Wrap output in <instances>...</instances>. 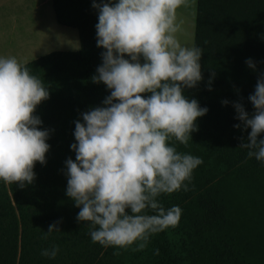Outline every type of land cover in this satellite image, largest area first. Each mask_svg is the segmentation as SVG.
<instances>
[{"label":"trees","instance_id":"obj_1","mask_svg":"<svg viewBox=\"0 0 264 264\" xmlns=\"http://www.w3.org/2000/svg\"><path fill=\"white\" fill-rule=\"evenodd\" d=\"M69 1L53 0V7L60 25L78 30L80 50L52 52L25 64L49 90L33 115L42 121L39 130H49L50 147L46 163L33 168L32 184L21 189L0 180V264H264V161L239 148L240 137L246 141L251 130L234 127L241 122L233 107L240 102L250 115L255 111L248 97L264 73V0H198L195 46L203 49V79L184 94L208 112L198 118V130L186 145L174 138L169 143L203 164L186 181L189 191L158 197L166 209L179 206L181 218L176 227L150 236L141 251L133 250L139 241L127 248L94 243L89 222L77 221L80 209L66 195L65 162L75 161L70 147L76 143L75 122L104 106L110 95L106 85L92 80L106 51L97 47L94 0H78L76 11ZM56 221H62L60 232L45 238ZM54 245L59 247L55 259L41 255Z\"/></svg>","mask_w":264,"mask_h":264},{"label":"clouds","instance_id":"obj_2","mask_svg":"<svg viewBox=\"0 0 264 264\" xmlns=\"http://www.w3.org/2000/svg\"><path fill=\"white\" fill-rule=\"evenodd\" d=\"M92 6L99 13L97 47L106 50L92 80L106 85L110 95L104 106L75 122L76 143L70 147L76 155L65 162L66 195L80 209L77 221L89 222L94 243L127 248L139 241L133 250L141 251L150 236L176 227L181 218L179 206L166 209L158 197L189 191L185 181L190 183L193 170L203 164L169 143L174 138L186 145L198 130V118L208 112L184 94L203 79V49L182 46L177 37L182 31L177 10L188 7L189 0H94ZM245 63L256 71L252 59ZM214 78L213 71L209 91ZM48 98V88L23 63L0 57V180L5 183L23 189L35 179V164L46 163L49 130H39L42 121L33 114ZM248 99L255 109L251 115L242 103H233L241 122L234 127L251 130L246 141L240 137L239 148L248 158L264 161V139L259 138L264 134V73ZM61 223L50 224L45 238L60 232ZM58 252L54 245L41 255L55 259Z\"/></svg>","mask_w":264,"mask_h":264},{"label":"rangeland","instance_id":"obj_3","mask_svg":"<svg viewBox=\"0 0 264 264\" xmlns=\"http://www.w3.org/2000/svg\"><path fill=\"white\" fill-rule=\"evenodd\" d=\"M69 2L71 10H79L78 0ZM196 8L197 0H189L188 7L177 10V22L182 21L181 28L186 33L192 31L190 20L195 23ZM50 15L54 19L53 7H28L22 0H18L15 6H10L6 10H1L0 6V57H15L25 65L51 52L73 49L64 46L72 42V37L67 32L62 34L65 29L57 28L54 21L53 23L50 21ZM66 31L75 34L78 46L76 48L80 49L78 31L75 29H66Z\"/></svg>","mask_w":264,"mask_h":264},{"label":"crops","instance_id":"obj_4","mask_svg":"<svg viewBox=\"0 0 264 264\" xmlns=\"http://www.w3.org/2000/svg\"><path fill=\"white\" fill-rule=\"evenodd\" d=\"M22 1H25L26 5L28 7H31V6H39V8L46 7V6H48L50 8L53 7V0H22ZM17 3H18V0H0L1 10H6L10 6H15ZM197 3H198V0H197ZM53 12H54V15H53L54 19L50 15V21H52V23L54 21L57 28H60L62 30L65 29L64 32L60 31L62 34L67 32V34L72 37V42L66 43V45H64V46L73 47V49L67 48V49H64V51H60V52H77V51H79L80 49L76 48L78 46H77V42L75 41V34L72 31H66V29H74V28H69V27L60 25L57 21L54 7H53ZM196 15H197V8H196ZM190 21L192 22L191 33H190V31H188L189 32V34H188V32L186 33V31H183V29H182V31L177 33V37H178L180 43L182 44V46H189V47L195 46L196 19H195V23L192 20H190ZM55 30H56V28H55ZM78 35H79V33H78ZM187 36H188V38H187ZM79 41H80V39H79ZM60 45H63V44H60ZM80 48H81V45H80ZM54 52H57V51H54Z\"/></svg>","mask_w":264,"mask_h":264}]
</instances>
